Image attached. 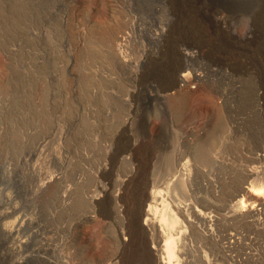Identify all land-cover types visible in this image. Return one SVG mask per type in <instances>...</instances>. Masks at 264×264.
I'll list each match as a JSON object with an SVG mask.
<instances>
[{
  "label": "rangeland",
  "instance_id": "1",
  "mask_svg": "<svg viewBox=\"0 0 264 264\" xmlns=\"http://www.w3.org/2000/svg\"><path fill=\"white\" fill-rule=\"evenodd\" d=\"M178 69L188 76L172 84ZM58 142L67 171L46 158ZM141 155L156 179L181 171L173 192L195 208V264L207 248L210 264H264V193L253 190L264 183V0H0L6 264L22 253L21 264H46V190L60 171L74 183L62 215L94 210L80 226L85 252L115 254L128 239L117 222L103 226L94 200H110ZM240 188L238 220L225 207ZM203 213L213 228L205 241ZM229 233L239 236L231 251Z\"/></svg>",
  "mask_w": 264,
  "mask_h": 264
},
{
  "label": "bare ground",
  "instance_id": "2",
  "mask_svg": "<svg viewBox=\"0 0 264 264\" xmlns=\"http://www.w3.org/2000/svg\"><path fill=\"white\" fill-rule=\"evenodd\" d=\"M70 6H72V1ZM84 9H86V7H84ZM95 20L94 18L91 19V24H96ZM115 40L117 45H122L123 38L121 34H116ZM183 68L184 67L181 69ZM181 69L174 72L172 84H175L177 77L182 81H186L188 73L186 71L179 73ZM57 144V148L52 147L48 154H46L47 161L54 162L59 166L65 164L64 171H67L70 161L66 162L64 150L66 148L62 146L60 142ZM38 154H42V151L40 150ZM144 155L138 157L135 170L128 179L122 181V186L111 191L110 200H94V202L97 201L96 203L99 205L96 210L106 219L103 226L106 227L108 224L117 222L119 235L124 236V239H128V243L126 242L121 245L118 251L109 257H90L89 254L85 252L83 244L79 241V236L83 233L80 226L94 216L92 213L94 210H78L74 215L71 214L72 216H67V212L69 211L66 212V210H68L70 206L72 208L74 183L72 185L67 183L69 178L61 171L49 177V184L47 183L48 188L46 192L50 196L52 203L47 211V224L44 225L46 227V233H44V235H46L45 237L47 239V251L45 255H42L46 264H66L59 258L71 261L69 264H195L192 257V250L197 244H194V242L192 244V239H190V237L193 234H189L195 226L191 214L195 212V208L189 202L184 203L175 200L173 192V187L178 183L181 171L180 169L177 171L175 170L163 178L156 179L147 169V165H141L144 163L141 158L144 157ZM253 190L255 192L264 193L263 181L259 183L258 187H254ZM241 191L242 188H240L236 194L234 202L225 207L226 215H228L229 218H237L239 220L240 216H243L244 199ZM91 200L93 201V199ZM111 203L114 206H112ZM170 210H172L173 213H171ZM64 212L67 213V217L62 215ZM177 214L181 216L184 223H180ZM209 217L212 216H208L204 213L201 215L203 226H201V232L199 233H201L200 238L204 241L206 239H211V235L213 234L211 231L213 228L211 229V226L209 227L207 223ZM40 220H38L39 222L36 226L44 224ZM39 236V239H41L43 237V232L39 233ZM242 236L245 238V235ZM224 238L225 241H223L222 244L224 245L223 247L228 250L235 241L239 240V236H235L233 233H229V235H226ZM1 246L2 245H0V247ZM259 246V248H261L260 251L264 252V244H260ZM207 249H205L206 251L202 250V253L200 252V264H210L211 262L207 254ZM251 249L252 248H250V250ZM247 254L250 253L247 251ZM2 255L4 254L0 250V264H6L8 260ZM27 257L28 254L25 253L16 255L13 257L10 264H21L22 260ZM257 259L258 258H255V260Z\"/></svg>",
  "mask_w": 264,
  "mask_h": 264
}]
</instances>
